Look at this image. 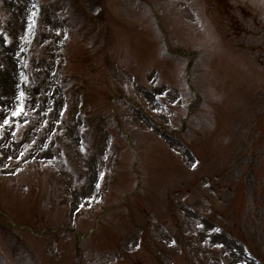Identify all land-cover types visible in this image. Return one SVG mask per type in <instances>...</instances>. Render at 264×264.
<instances>
[{
  "label": "rangeland",
  "instance_id": "374dc122",
  "mask_svg": "<svg viewBox=\"0 0 264 264\" xmlns=\"http://www.w3.org/2000/svg\"><path fill=\"white\" fill-rule=\"evenodd\" d=\"M0 210V264H264V0H0Z\"/></svg>",
  "mask_w": 264,
  "mask_h": 264
},
{
  "label": "water",
  "instance_id": "95a60500",
  "mask_svg": "<svg viewBox=\"0 0 264 264\" xmlns=\"http://www.w3.org/2000/svg\"><path fill=\"white\" fill-rule=\"evenodd\" d=\"M89 9H90V11H92L93 13H97L98 10H99V6L93 5V6H91Z\"/></svg>",
  "mask_w": 264,
  "mask_h": 264
},
{
  "label": "bare ground",
  "instance_id": "6f19581e",
  "mask_svg": "<svg viewBox=\"0 0 264 264\" xmlns=\"http://www.w3.org/2000/svg\"><path fill=\"white\" fill-rule=\"evenodd\" d=\"M8 88H11L10 86H8Z\"/></svg>",
  "mask_w": 264,
  "mask_h": 264
},
{
  "label": "snow or ice",
  "instance_id": "6c2138e0",
  "mask_svg": "<svg viewBox=\"0 0 264 264\" xmlns=\"http://www.w3.org/2000/svg\"><path fill=\"white\" fill-rule=\"evenodd\" d=\"M7 122V121H6Z\"/></svg>",
  "mask_w": 264,
  "mask_h": 264
}]
</instances>
